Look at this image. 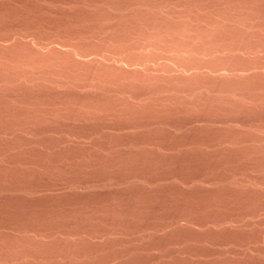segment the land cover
I'll use <instances>...</instances> for the list:
<instances>
[{
    "label": "rangeland",
    "instance_id": "rangeland-1",
    "mask_svg": "<svg viewBox=\"0 0 264 264\" xmlns=\"http://www.w3.org/2000/svg\"><path fill=\"white\" fill-rule=\"evenodd\" d=\"M0 264H264V0H0Z\"/></svg>",
    "mask_w": 264,
    "mask_h": 264
},
{
    "label": "bare ground",
    "instance_id": "bare-ground-1",
    "mask_svg": "<svg viewBox=\"0 0 264 264\" xmlns=\"http://www.w3.org/2000/svg\"><path fill=\"white\" fill-rule=\"evenodd\" d=\"M262 33V32H261ZM128 44V43H127ZM228 51V50H227ZM145 73V72H144ZM133 82V81H132ZM171 99V98H170Z\"/></svg>",
    "mask_w": 264,
    "mask_h": 264
}]
</instances>
